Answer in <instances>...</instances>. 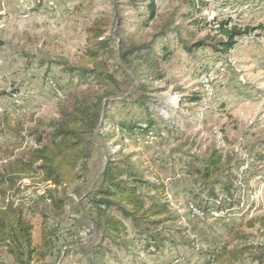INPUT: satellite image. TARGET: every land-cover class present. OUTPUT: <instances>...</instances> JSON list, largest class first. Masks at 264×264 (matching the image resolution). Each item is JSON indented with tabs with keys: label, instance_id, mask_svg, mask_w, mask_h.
<instances>
[{
	"label": "rangeland",
	"instance_id": "374dc122",
	"mask_svg": "<svg viewBox=\"0 0 264 264\" xmlns=\"http://www.w3.org/2000/svg\"><path fill=\"white\" fill-rule=\"evenodd\" d=\"M150 1L45 0L33 5L28 0H0V169H9L13 160L25 157L39 145V138L46 140L51 131L47 124L60 120L64 110L72 111L76 97L93 99L97 92L109 93L101 113L105 119L110 112L112 118L103 119L93 135L87 169L81 168L85 177L59 189L38 177L20 184L17 201L33 223L35 243L41 244L45 222L54 244L50 255L38 264H171L178 256L182 257L178 264H186L187 259L193 264L203 261L198 258V247L206 249L214 239L220 242L227 235L225 223L248 235L232 246L264 244V32L255 29L264 23V0H201L207 5L203 13L194 15L204 17L208 25L200 27L191 24L192 19L180 18L192 10L190 0H154L153 16ZM229 17L253 29L236 38L227 56L210 48L187 52L183 42L215 35L216 22ZM176 26H181L182 38L169 30L161 34ZM94 27L103 28L99 41L110 38L115 51L111 57L110 51L102 56L107 72L116 79L112 88L80 81L63 64H81L89 46V29ZM146 44L160 57L155 69L162 79L154 78L137 56V48ZM164 46L167 60L161 59ZM135 49L139 65L136 74H130L119 55ZM47 74L62 93H54ZM141 93L146 97L141 104L124 100ZM96 106L90 102L88 107ZM38 121L43 123L40 127ZM132 121L153 122L154 131L136 129L130 134L120 130V123ZM214 150L224 159V175L232 172L237 177H232L236 202L203 216L192 205L203 183L187 175L183 164L189 155L202 157ZM106 155L120 163L129 158L147 177L166 180L167 196L174 213L180 215L168 235L175 231L177 243H191H167L161 251L150 253L142 240L130 250L102 241L84 196L100 182ZM164 158L174 160V166L162 167ZM48 190L65 200L62 211L42 197ZM0 264L16 263L0 251ZM241 264L257 262L250 254Z\"/></svg>",
	"mask_w": 264,
	"mask_h": 264
},
{
	"label": "trees",
	"instance_id": "16d2710c",
	"mask_svg": "<svg viewBox=\"0 0 264 264\" xmlns=\"http://www.w3.org/2000/svg\"><path fill=\"white\" fill-rule=\"evenodd\" d=\"M188 4L192 10L188 14L181 13L180 18L192 19L191 24L199 27L202 24L208 25L204 17L198 19L194 15L203 13L207 3L201 0H190ZM148 8L153 16L154 0L150 1ZM216 23L218 25L215 35L208 34L193 43L183 42L187 52L210 48L213 52L227 56L237 44L236 38L247 35L253 29V27L239 26L230 17ZM180 28L181 26H176L164 29L161 34H166L169 30L178 32V36L182 38ZM255 29L264 32V23H260ZM103 34L102 27L90 28L89 46L85 50L81 64L70 65L65 61L63 64L69 72L76 74L80 81L95 83L94 86L98 87L112 88L111 85L116 83V79L113 74L107 72L102 56L110 51L111 57L115 51L109 45L110 38L99 41ZM149 46L146 44L145 47L143 45L137 48L140 51L137 56H140L141 64H145L151 70L154 78L162 79L163 75L155 69V64L160 57L154 51L150 52L152 49ZM137 49L119 55L127 73L136 74L139 64L135 63L137 56L134 51ZM146 49L147 52H144ZM167 49L165 46L162 47L164 53L161 59L163 60L169 57ZM46 80L54 89V93H62L61 87L51 77H46ZM141 94L135 99H130L128 95L124 100H134L135 104H141L146 101L144 94ZM108 97V91L103 92L102 95L97 92L93 99L76 97L72 111L64 110L60 120L47 124L51 131L46 134V140L42 141L39 138V145L28 151L25 157L13 160L9 169H0V251L10 254L16 264H38L50 255L54 246L51 235L46 232L45 222L42 225L41 244L35 243L33 223L27 217L23 205L17 201V194L21 191L20 184L26 178L38 177L41 182L49 183L54 189H59L65 184L69 185L82 180L85 172L81 168L87 169L86 161L94 148L93 135L104 121H110L112 118L110 112L105 115V119L101 113ZM90 102L97 106L94 109L88 107ZM40 123L43 124L42 121ZM41 124L38 121V127ZM154 125L153 122L148 125H139L137 121H132L120 123L119 128L130 134L136 129L140 133H148L154 131ZM36 131L39 133L38 130ZM189 156L183 164L186 174L191 178L195 177L196 183L200 181L204 186L201 192L194 193L195 204L192 205L196 210L205 216L209 215V212L221 211L225 205L233 206L236 199L232 189L236 186L232 177L234 179L237 177L232 172L224 175L225 163L221 153L214 150L202 157ZM173 161L171 158H164L161 160V166L165 168L169 165L174 166ZM173 178L175 175L170 178V182H173ZM99 181L87 192L84 200L90 206L91 222L101 232L104 243L109 240L130 250L137 240H142L145 251L150 253L153 252L152 249L155 252L161 251L167 243L172 245L191 243L190 241L177 243L178 241L174 239L175 231L168 235L167 231H172L170 229L179 221L180 215L173 211L167 196L166 180L160 177H155L154 180L147 177L143 171L137 170L129 158H125L120 163L111 159L110 155H106L105 166ZM42 197L48 202L51 201L55 210L62 211L65 200L54 195L52 190L46 191ZM43 216L46 217V213L43 212ZM126 222H129L130 226H127ZM224 226L227 235L222 236L223 239L220 242L214 239L206 249L198 247L196 249L198 258L203 261L197 260L193 264H241L250 254L253 255V262L264 264V244L232 246L234 241L247 240L248 235L244 230L236 229L234 224L225 223ZM102 246L100 244L99 247ZM72 252L66 257H69ZM181 258L178 256L173 259V263H170L178 264ZM186 264H192V260L187 259Z\"/></svg>",
	"mask_w": 264,
	"mask_h": 264
},
{
	"label": "built area",
	"instance_id": "2783aa9c",
	"mask_svg": "<svg viewBox=\"0 0 264 264\" xmlns=\"http://www.w3.org/2000/svg\"><path fill=\"white\" fill-rule=\"evenodd\" d=\"M28 2H32L33 3V5H37V4H41L42 2H44V0H28ZM26 5H27V3H26ZM212 15H214V11H209ZM204 77H205V75H204ZM192 206V205H191ZM192 208H194L193 206H192Z\"/></svg>",
	"mask_w": 264,
	"mask_h": 264
}]
</instances>
